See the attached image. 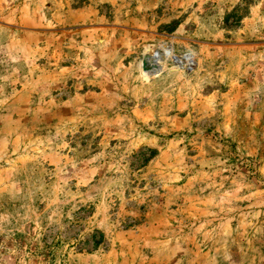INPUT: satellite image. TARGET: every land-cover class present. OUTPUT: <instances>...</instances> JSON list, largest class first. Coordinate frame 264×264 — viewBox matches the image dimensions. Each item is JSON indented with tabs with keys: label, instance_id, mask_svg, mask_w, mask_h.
<instances>
[{
	"label": "rangeland",
	"instance_id": "374dc122",
	"mask_svg": "<svg viewBox=\"0 0 264 264\" xmlns=\"http://www.w3.org/2000/svg\"><path fill=\"white\" fill-rule=\"evenodd\" d=\"M0 264H264V0H0Z\"/></svg>",
	"mask_w": 264,
	"mask_h": 264
}]
</instances>
